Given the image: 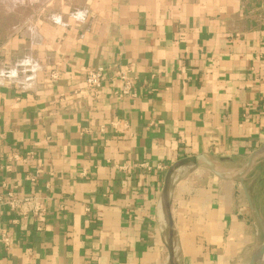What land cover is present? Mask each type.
I'll use <instances>...</instances> for the list:
<instances>
[{"label": "crops", "instance_id": "obj_1", "mask_svg": "<svg viewBox=\"0 0 264 264\" xmlns=\"http://www.w3.org/2000/svg\"><path fill=\"white\" fill-rule=\"evenodd\" d=\"M45 8L0 20V264H171L173 165L174 264H249L264 214L198 159L264 146V0Z\"/></svg>", "mask_w": 264, "mask_h": 264}, {"label": "water", "instance_id": "obj_2", "mask_svg": "<svg viewBox=\"0 0 264 264\" xmlns=\"http://www.w3.org/2000/svg\"><path fill=\"white\" fill-rule=\"evenodd\" d=\"M260 158H264V146L263 148L254 152L249 157L247 162L238 168H233V169L224 168L218 162L214 161L209 155L201 156L198 159V161L199 163L206 164L210 168L212 173L217 177L223 180L240 182L250 209L256 214L258 220L263 224V215L261 211L258 209V207H256V205L254 204L252 195L247 185V182L249 180V174L252 172V170L254 169L255 165L258 162V159ZM176 166L177 165H173L168 170L165 176L164 187H163V201L166 208L168 225L170 228V234L168 238V249H169V257L171 264H174V252H173V232H172L173 222L169 207V183L172 172L175 170ZM263 259H264V239L261 243L256 244L249 264H262Z\"/></svg>", "mask_w": 264, "mask_h": 264}, {"label": "rangeland", "instance_id": "obj_3", "mask_svg": "<svg viewBox=\"0 0 264 264\" xmlns=\"http://www.w3.org/2000/svg\"><path fill=\"white\" fill-rule=\"evenodd\" d=\"M46 4L47 0H0V20L5 25L11 24L10 21L13 20H17V24H20L21 20H38L44 16ZM255 172L258 174L256 179ZM250 179L251 182L255 179L250 192L264 214V160L249 174L248 182Z\"/></svg>", "mask_w": 264, "mask_h": 264}, {"label": "built area", "instance_id": "obj_4", "mask_svg": "<svg viewBox=\"0 0 264 264\" xmlns=\"http://www.w3.org/2000/svg\"><path fill=\"white\" fill-rule=\"evenodd\" d=\"M121 80H123L122 92L124 94L130 93V83L127 79V76L124 72L118 73ZM105 78V68L103 66H98L96 68H91L86 73V83L88 87L93 89H99L102 85V82ZM12 206H16L14 200L11 202ZM0 240L4 241L6 244L8 243V236L4 233L0 232Z\"/></svg>", "mask_w": 264, "mask_h": 264}]
</instances>
